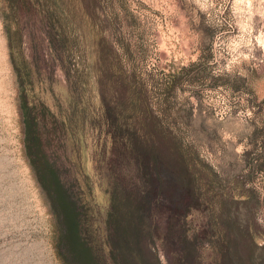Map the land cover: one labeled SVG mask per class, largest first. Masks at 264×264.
<instances>
[{
	"label": "rangeland",
	"instance_id": "obj_1",
	"mask_svg": "<svg viewBox=\"0 0 264 264\" xmlns=\"http://www.w3.org/2000/svg\"><path fill=\"white\" fill-rule=\"evenodd\" d=\"M0 264H264V0H0Z\"/></svg>",
	"mask_w": 264,
	"mask_h": 264
},
{
	"label": "trees",
	"instance_id": "obj_2",
	"mask_svg": "<svg viewBox=\"0 0 264 264\" xmlns=\"http://www.w3.org/2000/svg\"><path fill=\"white\" fill-rule=\"evenodd\" d=\"M25 109V108H24ZM25 115V123H26V139H27V147L28 150L31 154V156L34 158L35 155V151L37 149V135L34 132L33 126L34 124V120L31 119V112L30 111H26ZM158 169V167H157ZM36 172L40 174L41 179L43 180L46 189L48 190L49 194H50V198L52 200H54V203L56 204V196H57V190L55 188V186L52 183V177L50 179V175L52 176V174H54V171H51V169H44L42 170L41 168L38 169V171L36 170ZM43 174V176H42ZM49 177V179H48ZM56 177V175H55ZM166 177H168L169 181L172 182H176V174L172 169H167L166 171ZM161 180V178H159ZM56 181L59 183V187H62V185H60L59 180H57L56 177ZM61 193L63 195L62 197V201L64 204V207L66 208V212L64 213V216H61V214L58 212L57 209L54 208V212L58 217V228L60 231V235L58 236V243L61 246V249L66 248V250H70V246H69V239L71 237L73 228L77 226L78 229V222L76 220L77 215L79 214V211L77 210V207L74 205V203L72 201L69 200V194L67 193V190L64 189L62 187L61 189ZM183 193V191L178 192V196H180ZM186 193L190 194L192 193L191 191H186ZM177 196V195H176ZM77 233V230H76ZM66 253V252H65ZM64 252H62V256H65V259L67 258L68 260L70 259L69 256H66ZM73 260H75L76 258L74 256ZM77 261V259H76Z\"/></svg>",
	"mask_w": 264,
	"mask_h": 264
}]
</instances>
